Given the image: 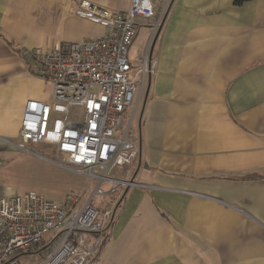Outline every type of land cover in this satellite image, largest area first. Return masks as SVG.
<instances>
[{"label": "crops", "instance_id": "0c3cea01", "mask_svg": "<svg viewBox=\"0 0 264 264\" xmlns=\"http://www.w3.org/2000/svg\"><path fill=\"white\" fill-rule=\"evenodd\" d=\"M81 1L0 0V155L20 140L27 102L52 100L22 50L108 34L74 15ZM164 2L133 185L90 264H264V0Z\"/></svg>", "mask_w": 264, "mask_h": 264}, {"label": "built area", "instance_id": "2783aa9c", "mask_svg": "<svg viewBox=\"0 0 264 264\" xmlns=\"http://www.w3.org/2000/svg\"><path fill=\"white\" fill-rule=\"evenodd\" d=\"M157 1L131 0L127 11L117 12L83 0L74 15L108 34L50 51L22 50L27 73L51 86L52 104L27 102L15 147L25 152L29 145L51 147L55 163L85 176L92 193H72L63 202L35 191L0 195V264H90L108 240L129 188L128 181L113 175L139 157V144L130 131L132 118L126 126L124 122L148 74V55H136L145 70L128 55L141 28H152L154 36L159 31L167 6ZM149 64L148 75L155 66ZM73 107L84 111L79 124L67 119ZM104 183H109L107 191ZM97 197L110 200L99 205Z\"/></svg>", "mask_w": 264, "mask_h": 264}, {"label": "rangeland", "instance_id": "374dc122", "mask_svg": "<svg viewBox=\"0 0 264 264\" xmlns=\"http://www.w3.org/2000/svg\"><path fill=\"white\" fill-rule=\"evenodd\" d=\"M167 4L168 3L164 2L162 8L167 6ZM152 34V28H141L140 34L133 42L129 51V59L132 62H135V66L137 68L140 67L142 70H145L144 61L143 63L140 62L139 64L137 62L138 60L136 59V55L139 53L144 59V57L149 54L155 37ZM149 68L150 64L148 59V74ZM148 74L146 78L149 77ZM45 92L46 94L51 95L52 90L49 85L46 87ZM138 94L139 92L137 93L134 100L135 106H133L132 109L130 108L128 110L130 117L128 119L125 118L124 122L125 125L126 122L128 121L129 123L130 118H132L130 131L133 135L134 140L137 142L140 137V114L145 101V96L143 97V99L141 96L137 101V97L139 96ZM51 101L49 100L46 103L52 104ZM83 116L84 111L81 107H73L67 114V119L72 123L79 124L82 122ZM58 117L63 119L65 116L61 115ZM11 141V143L14 145L20 142V140L18 139H13ZM26 148L29 152L20 151L16 147L9 145L7 150L1 153L0 195L2 194L3 196L6 195L5 197H9L15 194L22 195L29 191H35L45 195L49 199L60 202L62 197L73 192L81 194L85 193V195H89L92 193V190H89L88 188V181L85 176L78 175L74 172L71 173V171L55 163L57 159L51 147L47 145H29ZM137 161L138 160H136L130 167H126L123 170L116 171L113 175V177L117 178L118 180L128 181L129 183L126 182L128 185L126 188L132 186V182L130 178H128V173L132 170L134 164ZM77 177L81 179L79 180ZM108 184L109 183H104L105 191L108 190ZM83 186H85L83 190H77L78 187L82 188ZM124 190L125 188L121 190V193H119V197L122 195V192ZM119 197L116 196V198H114L113 200L116 202ZM106 200L110 199L108 197H97L95 199V203L101 205L100 203Z\"/></svg>", "mask_w": 264, "mask_h": 264}, {"label": "trees", "instance_id": "16d2710c", "mask_svg": "<svg viewBox=\"0 0 264 264\" xmlns=\"http://www.w3.org/2000/svg\"><path fill=\"white\" fill-rule=\"evenodd\" d=\"M252 1H254V0H233V4L236 7H240V6L244 5L245 3L252 2ZM146 88H147V83H146ZM146 88L144 89V91H143V93L141 95L142 96V99L145 96Z\"/></svg>", "mask_w": 264, "mask_h": 264}, {"label": "water", "instance_id": "95a60500", "mask_svg": "<svg viewBox=\"0 0 264 264\" xmlns=\"http://www.w3.org/2000/svg\"><path fill=\"white\" fill-rule=\"evenodd\" d=\"M166 18H167V14L165 15V17H164V19H163V21H162V24H161V27H160L159 31L157 32V34H156L155 37H154V41H153V43H152V46H154L156 39H157L158 36L160 35V32H161V30H162V28H163V25H164V23H165V21H166ZM150 60H151V57L149 56V61H150ZM132 184H133V183H132Z\"/></svg>", "mask_w": 264, "mask_h": 264}]
</instances>
